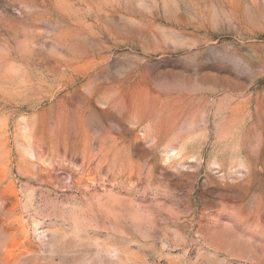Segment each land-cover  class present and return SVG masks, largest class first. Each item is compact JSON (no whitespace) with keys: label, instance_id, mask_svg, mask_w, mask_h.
Here are the masks:
<instances>
[{"label":"rangeland","instance_id":"374dc122","mask_svg":"<svg viewBox=\"0 0 264 264\" xmlns=\"http://www.w3.org/2000/svg\"><path fill=\"white\" fill-rule=\"evenodd\" d=\"M0 264H264V0H0Z\"/></svg>","mask_w":264,"mask_h":264}]
</instances>
